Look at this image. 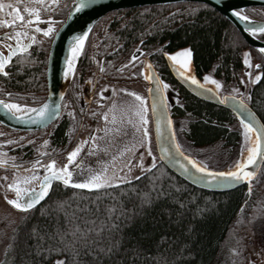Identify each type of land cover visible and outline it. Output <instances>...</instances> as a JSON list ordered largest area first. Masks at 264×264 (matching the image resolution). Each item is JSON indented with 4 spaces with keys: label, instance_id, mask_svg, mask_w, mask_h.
Returning <instances> with one entry per match:
<instances>
[{
    "label": "trees",
    "instance_id": "16d2710c",
    "mask_svg": "<svg viewBox=\"0 0 264 264\" xmlns=\"http://www.w3.org/2000/svg\"><path fill=\"white\" fill-rule=\"evenodd\" d=\"M101 26L108 30L101 37L93 36ZM95 42L105 51L115 49L112 54L118 64L134 52L139 58L148 57L161 81L178 91L181 101L169 109L170 115L188 120L185 136L193 146L238 142L239 134L227 127L235 116L190 95L174 80L164 57L188 47L194 76L201 78L212 71L215 78L230 82L243 69V51L259 56L214 9L180 2L112 11L94 25L86 46ZM46 50L35 53L22 67H14L7 82L38 90L45 75ZM121 69L118 79L133 72ZM260 69L261 78L250 89L248 104L264 125V60ZM55 135L62 139L61 127ZM24 213L0 264H216L238 229L254 228L264 219V164L252 186L245 183L218 193L188 185L157 161L122 184L98 189L54 187L44 202ZM75 224L85 231L89 227L101 231L90 233L88 244L80 241L73 246L70 235L62 236ZM112 241H118V247L111 254L101 252Z\"/></svg>",
    "mask_w": 264,
    "mask_h": 264
},
{
    "label": "rangeland",
    "instance_id": "374dc122",
    "mask_svg": "<svg viewBox=\"0 0 264 264\" xmlns=\"http://www.w3.org/2000/svg\"><path fill=\"white\" fill-rule=\"evenodd\" d=\"M0 3H4L5 5L11 4L13 6L19 7L21 9V14L24 15L26 20L30 19V16L28 13H25L23 11L25 4H28L29 6H32L34 4V6L41 8V11L39 13L40 20L33 21L32 24L34 26L26 27L24 28V30L28 31L29 35L32 34V36L34 37L33 47L31 51L32 57L38 51L44 53L46 47L47 50L45 54L47 57L51 40L57 29L64 22L69 9L74 3V0H55L54 3H49L48 0H45V5L43 7H41V5L38 3H34V0H0ZM9 11L10 9L8 7H5L2 11H0V21H3L5 19L10 20L13 18L12 16L8 15ZM240 13L242 16H246L250 20L264 21V8H247ZM63 15L65 16L63 17ZM49 17H51V19H49ZM107 20L108 18L105 22H109ZM21 24L22 22L19 21H17L15 25L4 26L3 24H0V41L2 42L3 38L1 39V37H3L4 35L13 36V39L6 40L5 38V40L7 42L15 44L16 39L14 38V33L21 28ZM44 24L52 25V32H50L48 35H44L42 31H36L37 27ZM254 36L257 39L264 41V33H256L254 34ZM27 38L28 36H22L21 43L26 41ZM0 48L2 49L4 47L0 44ZM185 48L188 47L180 48L172 53H169V55H164V57L169 58L170 55ZM110 51L111 48L107 50V52ZM245 53H248L247 59L249 63L247 64L245 63ZM257 53L259 54L260 58L257 54L251 51L245 50L242 52L241 55L243 69L236 75L235 79H233L232 81L224 82L222 79H217L214 77L213 72L210 71L200 78V82L203 85L214 90L221 98L225 95H231L239 97L249 103L250 89L258 81L257 80L253 82V80L258 73L260 74V68L264 60V57L259 52ZM21 56L26 59L16 60L13 64H19L20 66H23L24 63L29 62L27 60V58L29 57H26L25 55ZM21 56L19 58H21ZM145 60H148L150 62L147 56H143L142 58H139L137 60H133L132 57H130V59L121 61V63L118 64V67L131 69L133 71L138 70L137 72H139L140 74L146 75V69L144 67ZM171 62L175 66L183 70L185 73L189 75L193 74L191 69V57L189 59L187 68H182L181 64L177 63L176 61L171 60ZM257 65H259V68L256 67ZM206 75L219 81L221 87L217 89L216 86L211 83V81H205L204 77ZM42 80V86L38 90H36V98H34L32 94L28 93L27 88L25 87L24 89H22V93L19 95L20 98L26 100H36V103L41 102L46 95L45 76L42 78ZM70 82L71 79L69 80L68 85L70 84ZM162 82L163 84L168 85L167 88H164L163 84H161L168 108L171 109V107L179 105L181 99L178 96V91H176L173 85L166 83L165 81ZM141 88L142 86L136 83L131 86L125 87L124 89L129 90L130 93L138 94L140 97H142V99H144V101H146L144 94L145 89L142 91ZM129 96L132 98L127 99V102L130 105L129 107L128 105L126 107V105L121 103L122 100L119 99L118 101L117 95H115V97L112 96L110 99H114V101L117 100V106L112 108L114 104L111 102V100L107 101L106 105H104L100 109L96 124L91 128V130H93L95 133H98V136H100V144H96L93 142V144L88 145V147L93 148V150L88 152L86 158L91 159L92 157H94V159L97 160L94 173H103L105 179L108 181V183L103 186H112L129 182L148 171L157 163V161H159L153 141L149 108L147 107L146 102H143V106L146 109L144 115L147 118L146 127L148 131V136L147 138H145L143 136L145 126L141 123L139 115H137V110L140 108L141 101L137 100L132 95ZM120 110L122 113L120 112ZM126 110H129L132 116L130 117V121L126 120L125 122H123L122 118L123 114L126 113ZM105 114H107L106 117ZM119 122H123L124 124L130 122L129 127L120 125ZM172 122L177 144L180 145L181 151L185 155L189 156L199 166H204L212 171L228 172L235 170L237 161L243 162V159H245L248 155L247 149L250 146V142L249 140L245 139L243 135V125L236 117L234 120H232L231 123L227 124L228 129L236 131L239 134V140L234 146H229L223 141H218L204 147H195L189 140H187L185 136L188 120L186 118H172ZM125 131L128 132L127 141L120 142ZM251 137L252 139H255L253 133H251ZM95 148L98 149L95 150ZM149 151H151V155H149ZM55 168H57V166H55ZM90 176L91 175H85L82 176V178L80 177V182L82 183ZM254 178L249 179L246 182L248 187L252 186ZM116 180H119L120 182L115 183ZM1 188L2 190H4L3 187ZM5 190L7 189L5 188ZM49 195L50 194H48V196ZM48 196L46 197V199L48 198ZM24 211L26 210H21L16 207H6L5 203L0 200V263L5 257L6 251L8 249L9 238L14 228L16 227L20 219L25 215ZM263 220L256 224V227L254 228L249 227L238 229L236 236L232 239V243L225 253V256L216 264H264Z\"/></svg>",
    "mask_w": 264,
    "mask_h": 264
},
{
    "label": "water",
    "instance_id": "95a60500",
    "mask_svg": "<svg viewBox=\"0 0 264 264\" xmlns=\"http://www.w3.org/2000/svg\"><path fill=\"white\" fill-rule=\"evenodd\" d=\"M77 2L78 0H74V3L69 9L64 22L55 32L48 50L46 67L47 97L42 103H46L48 105L45 116L42 118L38 117L35 111H27L23 115L17 116L0 105L1 124L13 129L23 131L39 130L45 128L57 118L60 112L61 99L69 83V81L65 82L64 72L71 53L73 52V47L76 43L74 38L87 33V35L84 37V46L85 41L93 26L103 16L112 11L144 6L168 5L180 2H194L205 4L222 15L238 31V33L248 44V46L259 52L264 57V52L261 51V49H264V41L257 39L254 34L248 31V29L250 28L264 26V21H254L250 19L245 20L235 15L236 11L241 12L247 8H264V0H88L87 6L80 9H77L75 6ZM40 27L44 28L45 26L40 25ZM30 38L28 42L24 44L26 45L25 51L29 49ZM82 48L79 49V52L82 50ZM134 55L136 56L137 53H135ZM13 58L14 56L11 58V60ZM165 60L169 72L174 80L190 95L201 101L229 110L241 124L242 121H249L254 124L255 128H260L263 125L252 108L241 98L231 95H225L221 98L211 88L205 85L203 88H201L199 85L193 84L191 80L187 78L189 74L185 73L179 67L175 66L169 58L166 57ZM76 61L74 66L76 65ZM144 67L146 69V76L151 74L152 77L151 79L145 80L148 87L147 98L152 124L153 141L159 161L176 177L180 178L188 185L200 190L221 193L231 191L243 186L249 179L241 178L239 180H236L230 177H222L219 175H215L214 179H209L208 173L199 172L197 170V167H194V164H198H196L189 156L185 155L181 151V149L180 152H182L183 155H180L176 151V148L173 144V137L176 144L177 140L169 108L168 106H164L167 105V102L162 85H159V87L162 89L161 99V95L156 91L158 87L156 78H158V76L154 67L148 60H145ZM181 72H183L184 74L181 75ZM196 79L200 82L197 77ZM200 84L202 83L200 82ZM239 101H243L244 107H241ZM154 103L156 104L155 115L153 114ZM39 106L33 107L31 109H36ZM168 120H171L172 122L171 127H169L167 124ZM157 121H159L160 128L159 137L157 135ZM253 134L254 136L257 135L256 132H253ZM262 151H264V143H262ZM263 163L264 156L258 155L254 164L247 165L244 170L253 172V176L251 177V179H253L260 171ZM209 171L213 174L225 172L212 170ZM53 181L63 183V181L52 179L46 195H44L41 199L34 203L31 208L26 209V211L33 209L46 199V197L50 193L51 184ZM40 188L33 191H37ZM30 195L31 193H26L22 197V200H26Z\"/></svg>",
    "mask_w": 264,
    "mask_h": 264
},
{
    "label": "flooded vegetation",
    "instance_id": "af4514ba",
    "mask_svg": "<svg viewBox=\"0 0 264 264\" xmlns=\"http://www.w3.org/2000/svg\"><path fill=\"white\" fill-rule=\"evenodd\" d=\"M96 29L99 31V34L95 33L93 36L101 37L104 31L108 30V26H101ZM6 37L7 36L4 35L1 37V39L3 38L2 42L0 41L1 46L4 47L2 49L0 48V54H3L4 56H6L10 50L5 46ZM30 37H33L32 34L28 36L23 44L27 43ZM6 43L13 46L16 44L7 41ZM91 44L92 43H88L86 46L85 41L81 54H84V57L79 58L75 65L71 82L67 86L60 102L59 115L54 121L45 128L27 131L13 129L0 123V161L5 162L0 164V200L5 203L6 207L14 208L15 206L8 201L16 198L15 188L10 189L8 188V185L20 181L21 183L18 186L21 188L32 190L40 188L41 181L45 175V168L49 161H54V168L55 166L61 168L64 164H68L69 170L72 172L71 179L73 181V183L69 185L53 181L51 189L57 186H74V183L81 181L80 177L82 178V176L92 175L94 173L97 160H95L94 157L87 159L86 156L88 155V152L93 150V148H89L88 145L93 144V142L100 144V136H98V133L91 130V128L96 124L100 109L106 105L107 101L111 100L114 104L112 108L117 106L119 99L122 100L121 103L126 105V107L127 105L128 107L130 106L127 99H132L129 96L132 95V93H130L129 90L124 89L125 87L136 83L140 84L142 86L141 90L143 91L145 89L144 94L146 101L142 99V102H146V105L149 108L147 98L148 87L145 80L146 75H142L136 70L130 74H122L121 78L118 79V61L115 57L113 58L112 54L115 53V50L111 49L110 52H107V50L105 51V49H101L97 46L100 45V42L93 43L95 46H91ZM32 47L33 42L30 43L27 51L18 53L5 65L4 71L8 73L7 76L0 73V100L24 105L27 108L37 107L45 101L47 97V57L45 59L44 67L46 95L41 102L36 103V100L21 99L19 95L22 93L24 87L11 85L7 82V79L11 75V70L14 67H22L19 64H13L16 60L26 59L21 55L29 57L27 58L28 61L33 60V57L31 56ZM135 53L136 52L132 55L135 56ZM20 56L21 58H19ZM135 57L139 59L138 54ZM81 60L82 63L79 64ZM122 69L120 71L124 70ZM198 79L200 80V78ZM159 80L161 81L160 78ZM27 92L36 98V89L27 88ZM115 95H117L118 101L110 99L112 96L115 97ZM131 116V112L126 110V113L123 114L122 121H130ZM123 122H119L120 125L129 127L130 122L125 124ZM59 127L62 129V139H59L55 135V132ZM93 134H95V140L91 138ZM127 134V131L123 133L120 142L127 141ZM54 137L56 138L54 139ZM45 140L48 141L47 144H44ZM77 145H80L82 148L80 147L77 158L69 163L67 153L76 148ZM98 148H95V150ZM32 176H35V179H29L26 183L23 182L25 177ZM1 187H3L4 190H2ZM5 188L7 190H5Z\"/></svg>",
    "mask_w": 264,
    "mask_h": 264
},
{
    "label": "snow or ice",
    "instance_id": "6c2138e0",
    "mask_svg": "<svg viewBox=\"0 0 264 264\" xmlns=\"http://www.w3.org/2000/svg\"><path fill=\"white\" fill-rule=\"evenodd\" d=\"M48 2L54 3L55 0H48ZM34 3H38L41 5V7H43L45 5V0H34ZM87 3H88V0H78V2L76 3L75 6L77 9H80V8L86 7ZM5 7H8L10 9L8 15L12 16L13 18L10 20L5 19L3 21H0V24H3L4 26H8V25H15L17 21L22 22L21 28L18 29L17 31H15V33H14V38L16 39L15 46H13L11 44H7L5 41V46L7 48H9L10 50H9L7 56L0 54V72H3V74L5 76H7L8 73L4 71V66H5V64H7L11 60V58L13 56L17 55V53H23L26 50V45L21 43V37L22 36L27 37V36H29V33H28V31L24 30V28L34 26L32 24V22L40 20L39 13L41 11V8L34 6V4L32 6L25 4L23 11L25 13H28L30 16V19L26 20L24 15L21 14V9L19 7L13 6L11 4L5 5L4 3H0V11H2ZM235 15L237 17L243 18L245 20L248 19V17H246V16H241V13L239 11H236ZM49 19H51V17H49ZM36 31H42L44 33V35H48L50 32H52V25L49 24L47 28L37 27ZM248 31H250L252 34H256L257 32L264 33V26H260L257 28H250V29H248ZM86 35H87V33H84L83 35L77 36L74 38L76 43L73 47V55L78 54L79 49L83 47L84 37ZM10 39H13V36H7L6 37V40H10ZM31 42H34V37L30 38V43ZM261 51L264 52V49H261ZM165 55H169V54L165 53ZM244 55L246 57L245 63L247 64V63H249V61L247 59L248 53H245ZM190 57H191L190 49L185 48V49H182V50L170 55L169 59L176 61L177 63L181 64L182 68H187ZM132 58L136 59L135 56H133ZM68 67L69 68L73 67L71 62L69 63ZM149 67H150V65H149ZM256 67H259V65H257ZM183 74L184 73L181 72V75H183ZM151 78H152L151 74H149L148 76L145 77V79H151ZM187 78L189 80H191V82L193 84H197L201 88L204 87V85L200 84V82L196 79L195 76L189 75ZM260 78H261L260 74L258 73L256 75L255 79L253 80V82L259 80ZM156 79H157V84H158L156 91H157V93H159L161 95V99H162V89L159 87V85L163 84V82L160 81L159 78H156ZM204 80L205 81H211V83H213L217 89H219L221 87L219 81L213 79L212 77H210L208 75H206L204 77ZM163 87L167 88L168 85L163 84ZM132 95H134L137 100L141 101L140 108L137 110V115H139L141 123L145 126L143 136L145 138H147V136H148V131H147V127H146L147 126V118L144 115V112L146 111V109L143 106L142 97H140L136 93H132ZM236 99H238V98H236ZM239 103H240L241 107H244L243 101H239ZM0 105H2L5 109H8L9 111H20L22 108L25 107L24 105L10 103V102H6L4 100H0ZM164 106L167 107V105H164ZM47 109H48V105L45 103V104L40 105L36 109L29 108L28 111H35L37 113L38 117L42 118L45 116ZM155 112H156V104L154 103L153 104V114L154 115H155ZM21 115H23V113H21ZM106 116H107V114H105V117ZM171 123H172L171 120L167 121V124L169 127H171ZM242 124H243V129H244L243 135H244L245 139L249 140L250 146L247 149V152H248L247 157L245 159H243V162L237 161V163L235 165V170L228 171V172H222V173H218V174H213L209 171V169H207L204 166H199V165L194 164V167H197V170L199 172L208 173L209 179H214L215 175H219L222 177H230V178H233L236 180H239L241 178L251 179V177L253 176V172L245 171L244 169L247 165L254 164L258 155L264 156V151H262V143H264V125H262L260 128H255L254 124L252 122H249V121H242ZM253 132L257 133V135L255 136V139H252V137H251V133H253ZM159 133H160L159 121H157V135H158V137H159ZM91 138L93 140H95V134H93ZM47 143H48V141L45 140L44 144H47ZM173 144L176 148V151L180 155H183V153L180 152V145L175 143L174 137H173ZM80 147H81L80 145H77L76 148H74L72 151L67 153L69 163H71L72 161H74L76 159V157L80 151ZM149 155H151V151H149ZM3 163H5V162L0 161V164H3ZM53 165H54V161H49L48 165L45 168V175L41 181V188L37 191H33L32 189H24V188L19 187L18 185L21 183L20 181H16L15 184H9L8 188H10V189L15 188L16 198L11 199L8 202L18 209L26 210V209L31 208L34 205V203H36L39 199H41L44 195H46L48 187H49L52 179H57V180L63 181V183L65 185H69V184L73 183V181L71 179L72 172L69 170L68 164H64L63 167H61V168H54ZM29 179H35V176L25 177L23 182L26 183ZM119 182H120L119 180L115 181V183H119ZM107 183H108V181L105 179L104 174L101 172H96V173H93L87 179H85L82 183L81 182L74 183V186L78 187V188L98 189ZM26 193H31V195L26 200H22V197ZM66 223H67V220H66ZM93 231H95L96 233H99L101 231V228L100 227H96V228L89 227L87 229V231H85V229L81 228L79 224L70 225L68 230L63 233L62 239H66L70 235L72 237V239L69 241V243L72 244L73 246H75V244L79 243L80 241H83L85 244H88L90 242L88 239V236ZM118 244H119L118 241H112L110 243V245H108L106 247H101V252L111 254L113 251V248L118 247ZM57 264H63V261H57Z\"/></svg>",
    "mask_w": 264,
    "mask_h": 264
},
{
    "label": "bare ground",
    "instance_id": "6f19581e",
    "mask_svg": "<svg viewBox=\"0 0 264 264\" xmlns=\"http://www.w3.org/2000/svg\"><path fill=\"white\" fill-rule=\"evenodd\" d=\"M81 51H82V50H81ZM81 51H80V52L78 51V54H76V55H73V52L71 53V56H70V58H69V60H68V63H67V66H66V68H65V72H64V79H65V82H67V81H69V80L71 79L72 74H73V71H74L73 68H75V66H74L75 61L78 60V58L80 57V55H81ZM70 62H71V64H72L74 67H72V68H69V67H68V65H69ZM76 63H77V61H76ZM27 109H28V108L24 107V108H22L20 111H11V112H12L13 114L19 116V115H21V113L24 114L25 112H27V111H28Z\"/></svg>",
    "mask_w": 264,
    "mask_h": 264
}]
</instances>
